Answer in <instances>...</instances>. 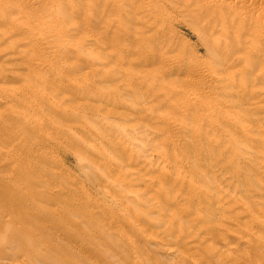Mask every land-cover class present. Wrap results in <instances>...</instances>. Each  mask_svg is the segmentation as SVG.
<instances>
[{
  "label": "rangeland",
  "instance_id": "obj_1",
  "mask_svg": "<svg viewBox=\"0 0 264 264\" xmlns=\"http://www.w3.org/2000/svg\"><path fill=\"white\" fill-rule=\"evenodd\" d=\"M258 5H260V2ZM99 7L101 8V5H99ZM106 12L109 13L108 16H106ZM110 12L107 10H104V12L100 13L98 11V14L95 13L94 17L92 16L90 18L91 22H89L88 19H87L88 22L87 21L85 22L84 21L85 19H83L81 21V19L85 18V17L82 14L77 15V19H78L77 20V22H78L77 31L80 32V33L77 32L78 37L86 29H87L86 30L87 32L84 31V34H81L82 36L85 35V33H87L88 35L91 33H92L91 35H93L95 33V36H99L100 33L101 34L103 33V34H105L104 38L105 37L108 38V40L106 38H105V40L111 41V43L113 44L112 45L113 48L111 46H110V49L108 48L109 46H106L104 48L103 45H101V44L85 45V44H83L84 42L81 41L82 36L80 35L79 38L77 37V40L79 42H81V43L77 42V44L79 43L82 45H79V44L77 45V51H78L77 52V59H72V60L70 59V60L72 62H74V61L77 62V64L79 63L77 65L78 66L77 73L73 72L74 77H75V74L78 75V78H77L78 87H77V89L72 88L70 91L68 90L65 92V94L68 97L66 96V99H65V103L67 105L65 106V103H63L64 105L62 107L64 109L55 108V107L52 108V106H50V107L44 106L43 107L41 105L42 100L40 102H38L39 100H36L35 98L28 95V97L30 98L29 103L32 102V103H34V104H36L42 108V109H40V108L38 109L36 107L37 110L34 112V110L31 107V109L29 110L30 115L27 116L28 118L29 117L33 118V120H31V122L36 120L35 122H38V123H36V125L35 126L33 125L32 127L28 126V125H27V127H26V125H24V126L20 125V127L18 126V128L21 130L20 131L15 130V131L19 133L18 136H20L21 133L28 135V138L23 139V143L26 144L28 147L29 146L32 147L33 150H34V148L39 150L37 152L39 155V158L37 160L31 161L23 169H25V175L27 174L28 178L30 177V180L32 179L31 181H33V182L36 180L37 181L38 180L43 181L41 184L34 186L35 188L38 189V191H40L39 193H42L41 195L44 197V199L40 198V200H38V202H37L39 204V206H38L39 210H42V212L39 213L38 216H33L34 214L32 211H26L27 215H25V216L19 215L20 217H22L24 219L21 220L20 222L12 225L8 221V220H10V216L4 215V213L8 210V207H6L4 204L0 203V243L2 244V241L4 240L3 245L0 244V264H154V263L155 264H194V262H195V264H264V226H262L258 223L253 224L255 222H254V220L252 221V219L256 218L257 214H258V218L259 219L261 218L260 219L261 221L263 218V222H264V201H263L264 183L261 182V181H264V178L259 180L258 176L255 175L254 171L251 170L255 163H253V165H252V164H248V163H245L242 160H240L239 162H236V163H231V164L227 163L226 164L227 167H226V165L223 164L224 162H226L225 160H227V156H228V159L230 161L229 154H230V156H232L231 152L232 153L235 152V153H238L240 155L248 154L244 150V148L241 147V145L244 146L241 143L239 146H235V147L233 146L234 148H232V149H236L237 152L235 150H233L229 153V151H230L229 150L228 152L225 153V157H222L219 161L216 160L218 164H220V161L223 162L220 164V166L224 165V166H222L223 170L218 171L219 173L221 172L222 174L220 173L217 176V175H215L217 173V170H215V168L213 170L210 167L205 169V167H208V166H210V164L216 162L214 160L213 161L211 160L212 157H210V156L208 157V155L210 154L209 153L210 151L208 152L209 154H207V151L209 149H211L210 147L208 148L209 144H207V146H205L206 145V143H205L202 146L203 150H199L200 153H198V156L199 155L204 156V160L201 159V158H203L202 156H199L198 158L200 161L197 159V160H195L196 162H194V161L192 162L193 158L191 155L188 156V158H190V156H191V158L188 159L186 156L182 157L178 153L177 154L174 153L173 148H171L169 146H166V147L163 146L164 143L163 144L161 143L162 142L160 140L161 137L156 132L159 129V125H158V128H156L157 127L156 125L154 126L153 124L149 123L148 121H147L148 122L147 123L146 120H144L145 121L144 122L143 118H142L143 117L142 115H144V114L146 115L148 113V112L146 113L144 108H142L143 100H144L142 98L144 97L145 94L147 95L146 90L145 89L143 90V88H141L142 91H145V94H143L144 92H140L141 91L139 88L140 85H138L136 82L133 84L132 83L126 84V83L121 82V84H120V81H121L120 76L123 73V70L125 69L126 66L129 65L128 67L132 68L135 65V67L138 68L140 65L139 68H141L142 64H140V63L138 64L137 62L134 61L137 59V56L140 57L141 54L137 52L136 53L137 55H136L134 52L136 49L132 50L133 52L126 53L125 55L123 54V56H122L123 60L126 59L125 56L127 57L125 62H127V61L130 62V59H131V61L134 58H136V59L133 60V63L127 62L128 65H126V63H125V65H126L125 67L123 66L121 68H116V69H119L117 71L119 72L120 75H118V72L116 71L115 68L109 69L110 68L109 63L112 60V58H111V60H109L110 59L109 58V56H110L109 52H113L114 49L118 50V48H116V46L119 47V49L120 48L126 49L123 46L124 44L121 42H124L126 44V41L128 40V39L122 40V38L120 39V37H118V39H119V41H118V40H116L117 38H115V37H116V35L117 36H120V35H118L114 29H112V30L115 33L112 32V30H108V32H107V30L105 31L104 28L102 29V27H104V26H102L104 24L101 25V23H104L102 21L103 19L105 20V19H107V17H109L110 19L113 16L115 17L114 13L112 11H110ZM178 14H181V13H177L175 15H172L171 18H173V19L170 18L169 22L165 26L164 30L167 31L166 27L168 26L167 28L170 30L171 35L168 32L169 34L167 36L165 33L166 31H164L160 35H157L159 37V38L157 37V44L164 43L163 45H160V46H163L164 49H166L165 46H167L168 49H170V51H168V52L173 53V55H174V53L177 54L178 51L179 52L181 51L180 53L182 54V52L184 51L185 53L183 52L182 56L183 55H185V56H184V58L183 57L182 58H183V60H185L184 62H186V63H187L188 57H190L189 61H192L195 59L194 61L200 60L203 62L206 61V63H207V61L209 60L211 62L210 64H212V65H216V66L218 65L220 67L221 66L225 67V65H226L227 68L222 67L223 69L218 67V66L216 67L217 70H219V72L221 74H223V72H225V74H227L228 70L230 72L237 70V67L239 65H240L239 68H241V66H243V63H242V65L240 63H233L232 57L236 54H233L231 52V54H229L230 55L229 56L228 54L224 53V50L219 49V48L217 49L216 46H215L216 49L212 48L214 45V40H216L217 37H219L220 35L216 34L217 37H212L213 35L215 36V34L214 33L211 34L209 32L210 31V29H208L209 27H207L205 29V27H203V24H202V27H199L200 29L203 28V29H201V31L203 30L201 32V31H199V28L197 26L201 25L200 23L202 21L197 20L195 18L196 22H194L195 21L194 18L192 19V18L186 16L185 14L184 15L183 14L178 15ZM180 16L182 19L181 18L179 19ZM79 17H81V18L79 19ZM99 17H101V18H99ZM177 17H178V19H177ZM184 17H186V18L188 17L187 20H185L186 18L184 19ZM98 19H100V21H102V22L97 21ZM125 19H126V21L128 20V18H124V20ZM189 19H191V20H189ZM192 20H194V21H192ZM92 21H93V23H92ZM126 21H125V24H126ZM181 21H185V22L187 21V23L184 24L185 22H181ZM127 22H129V24H127L126 27L129 30L134 28V27H132L134 25L129 20ZM94 23L100 24V25L99 24L97 25V27L99 29L96 27V25H94ZM168 24H170V25H168ZM192 24L194 27L192 26ZM196 24H197V26H196ZM81 25H83V26L81 27ZM186 25H187V27H186ZM169 26H170V28H169ZM195 26H196V28H195ZM185 28H187V29H185ZM97 30L99 32H97ZM102 30H103V32H100ZM104 32H107V33H104ZM173 32H176V33H173ZM96 33H99V34H96ZM101 34H100V36H101ZM103 34H102V36H103ZM109 34L112 35V37L110 36L111 38L109 37ZM204 34H208V36L204 37L205 36ZM230 34H232V33H230ZM210 37H212V38H210ZM113 38H115L114 40H116V41H114ZM160 38L161 39L163 38L161 40V42H160ZM213 38H216V39H213ZM167 39L169 41H171V43H169ZM208 39H210V42L213 41V43L211 42L212 43L211 44ZM180 40H181V42H180ZM185 40L187 43L184 42ZM166 43H167V45H166ZM174 43H176V44H174ZM179 43L180 44L184 43L183 45L185 47L181 46ZM4 44H3V47H4ZM211 45H212V47H211ZM90 46L92 48H94L92 51L95 53V55L92 51H90V49H92ZM94 46H97V47H94ZM179 46L182 50L179 48ZM5 47H7V44H5ZM84 47H85V49H84ZM172 47H174V49ZM83 49H84V51H83ZM159 49H160V47H159ZM159 49H157L156 53H158V51H160V50L161 51L163 50L162 47L160 50ZM187 49H189V51L191 49L192 50L190 52H188ZM3 51L4 50L0 51V63L2 64V65L0 64V84L2 85V86L0 85L1 86L0 87V90H1L0 95L5 94L4 89H1V88L9 89L10 87H13V88H10V90L11 89L12 90L11 91L9 90L10 91V92L8 91L9 93H11V92L13 93L14 92L13 90H14V88L16 89V87L18 88L17 90L19 91V93H22L26 89V86H27V84L24 82V77L31 76L32 73L30 70L27 69L26 66L19 64V63L17 64V63L8 61V59L6 58L7 56H4L5 54L3 55V53H5ZM5 51H6V49H5ZM81 51L84 54L81 53ZM98 51H100V52H98ZM104 51L106 53H108V55ZM161 51H160V53H161ZM175 51H177V52H175ZM215 52L218 55L215 54ZM92 53L94 56L91 55ZM103 53H105V54H103ZM132 53L134 55H130ZM160 53H158V55ZM189 54H191L192 57L193 56H196V57H193V59L191 60L192 57ZM194 54H196V55H194ZM96 55H97V57H96ZM105 55H107L108 58H106ZM92 56H93V59H92ZM131 56H133V57L136 56V57L132 58ZM198 56L200 59L198 58ZM220 56H223V57H220ZM4 57L6 59H4ZM83 57H85V59H83ZM203 57H204V60H203ZM101 58H102V60H100ZM153 58H154V60H153ZM219 58H222L224 61L221 62V60ZM233 58H235V56ZM2 59H4V60L2 61ZM155 59H157V57H156V54L154 53L149 61L152 60L151 62H153V63L155 62V63L153 64V63L148 62L146 65L142 66L141 69H149V70L157 71L158 69L163 68V64H159V63L156 64L157 60L160 58L158 57L157 60H155ZM70 60L67 62V64L72 63V62H70ZM91 60H93V62ZM94 60L96 63L94 62ZM230 60H232L233 64L231 62H230L231 64L229 63ZM80 62H81V64H80ZM97 62H99V63H97ZM106 62H108V63H106ZM159 62L162 63L161 60H159ZM6 63L7 64L9 63V64L6 65ZM11 63H13V64L11 65ZM85 63H86V65H85ZM134 63H136V64H134ZM219 63L222 65H220ZM260 63L261 62H259V63L255 62L254 64H255V66H258ZM132 64H133V66L131 67ZM151 64H152V66L153 65L155 66V64H156V66H157V67L155 66L156 68L153 66V68H155V69H157L159 67V65H160V67L157 70L151 69V68H149V67H152ZM3 65H5V66H3ZM89 65H91V66H89ZM106 65H107V67L109 65V68H107ZM137 65H138V67H137ZM94 66H97V67H94ZM103 66L105 68V69L103 68L104 70L102 69ZM135 67H133V69ZM234 67H236V68H234ZM139 68L137 70H139ZM230 69H232V70H230ZM241 69H243V68H241ZM82 70H83L84 74H81V73H83ZM84 70L87 71V73ZM8 71H10V72H8ZM88 71L89 72L91 71L90 73H92V72L93 73L90 74ZM102 71H105V72L101 73ZM188 71H187V73H186V70L181 71V72H179L180 75L175 73L172 76L166 77V79L170 78V80L173 79V80L177 81L176 83L180 82V84H182V83L185 84L184 81H186L187 79H190V77H191L190 76L191 74H189L190 72H188ZM221 71H223V72H221ZM183 72H184V75H183ZM78 73L81 75H79ZM96 73L98 76L96 75ZM100 73H101L102 77H101ZM176 74L178 76H176ZM84 75L85 76L88 75L87 76V78H88L87 82H85L86 79H84V78H86V77ZM181 75H183V76H181ZM249 75L250 74H247L245 76V79L247 81L251 80V82H252L254 78L251 77L252 74H251V76H249ZM71 76H72V74H71ZM83 76H84V78H81ZM179 76H181V77H179ZM184 76H185V78L186 77L187 78L183 79ZM94 77H95L96 82H94L95 81ZM99 77H101V78H99ZM107 77H108V80H110L109 81L110 83L108 82ZM109 77H110V79H109ZM175 77H176V79H175ZM114 78L117 80H115ZM179 78H182V79H179ZM100 79H104V80H100ZM164 79L165 78H163L162 80H164ZM79 80H81V81H79ZM165 80H164V82L166 83L167 81H165ZM170 80H168L167 83H169ZM175 81L174 82L170 81V83H175ZM116 82H119V83H117V85H116ZM260 82H262V81L258 80L257 82H254V84H253L254 87L259 88ZM87 83H90V84H87ZM97 83H98V85H97ZM112 83L113 84L115 83V84L113 85ZM3 84H4V86H3ZM5 84H6V86H5ZM22 84H23V87H22ZM81 84H83V85H81ZM100 84L102 86H99ZM109 84L112 86H110ZM88 85H90L89 86L90 88L88 87ZM106 85H109L108 89H106L107 88V87H105ZM261 85L263 87H261ZM261 85H260V88H264V82L261 83ZM7 86H9V88ZM103 86H104V88H103ZM124 86H127V88L126 87L124 88ZM24 87H25V89H24ZM94 87H96V89H94ZM135 87H137L139 90ZM112 88H114V89H112ZM131 88H132V91L134 89L135 90L132 92V91H130ZM19 89L20 90L24 89V90H22V92H20ZM73 89H74L75 94L73 92ZM99 89H100V91H99ZM101 89L104 92H102ZM121 89H122V91H121ZM17 90H15V91H17ZM76 90H78V91H76ZM117 90H119V92H117ZM125 90H127V91L129 90V91L127 92ZM18 91H17V94H18ZM97 91H99V92H97ZM8 92H6V93H8ZM121 92H122V94H121ZM124 92H126L128 94H126ZM134 92H136V93H134ZM106 93H108V94H106ZM129 93H131V95ZM133 93L135 96L133 95ZM65 94H63V95L65 96ZM124 94H125V97H127L128 99L124 98ZM146 95L144 98L147 97ZM132 98L134 99V101L132 100ZM229 98H232V99H230V101L232 103V106H231L232 108L230 107L231 108L230 109L228 107H225L226 110H228V109L229 110H232V109L235 110V108H238L235 111H237V114L240 115V113L242 112V109L243 110L245 108L247 109V107L242 103V101L244 99H239V98L232 97V96ZM86 99H87V101H86ZM233 99H237V100L239 99V100L237 101V100H233ZM82 101H83V103H82ZM125 101H127V102H125ZM239 101L242 104H240ZM90 102H92V103H90ZM78 103H81L84 105H81V104L79 105ZM86 103H87V105H86ZM94 103H96V104H94ZM136 103H137V105H136ZM92 104H94L95 106ZM3 105H6L7 108H6V106H5L6 109L2 108ZM105 105H107V106H105ZM131 105L133 107H131ZM138 105H139V107L141 106V108H139ZM8 106H9V104L8 105L5 104L4 101H3V103L0 104V109L2 111V112L0 111V117L6 116V114L8 113ZM10 106L13 107L12 104H10ZM96 106L98 108H94ZM234 106H236V107H234ZM45 107H46V109H45ZM112 107L114 109H112ZM241 107H242V109H239ZM93 108L97 111H95ZM109 109H110V111L112 110L111 113L109 112ZM120 109H121V111H120ZM164 109L165 110L161 109L163 111L157 110V111H154L152 113L154 114L156 112L157 114L158 113L162 114L160 112H163V113L166 111L169 113L173 112V110H171V109H169V111L167 108H164ZM3 110L6 113H4ZM65 110H67V111H65ZM76 110H78V111H76ZM113 110H114V112H113ZM43 111H45V112H43ZM246 111L247 112L249 111L248 113H250L251 115H253V113H254L253 111L251 113V111L249 109H247ZM99 112H101V113H99ZM102 112H103V114H102ZM117 112H120V114H118ZM238 112H240V113H238ZM245 112L243 111L241 113V115L243 117H245L246 115L250 116L247 112L246 113ZM1 113H3V114H1ZM46 113H48L49 115H47ZM129 113L130 114L132 113L131 116L129 115ZM139 113H142V114H139ZM137 114L141 115L142 117L139 116L138 118L139 119L142 118V119L139 120L136 117ZM257 116L258 115L256 114V119L254 116V120L252 119L253 122L255 121L257 123L259 121L261 123V125L264 126V122H262V120H261L262 118L259 116L257 117ZM38 118H39V120L37 121ZM40 119H41V123L43 125L41 123H39ZM116 122H118V123H116ZM255 122L253 125H256ZM123 123L124 124L126 123V125H123ZM127 123L128 124L132 123V125L130 124L129 126H127ZM260 123H259V125H260ZM145 124H147V125L145 126ZM79 125H81V126H79ZM97 125L99 128L96 127ZM257 125H258V123H257ZM65 126H67V128ZM69 126H70L71 130H68ZM148 126H150V127H148ZM227 126L229 127V125H227ZM224 127L226 128V130ZM224 127H223L224 130H223L222 126L219 129H217L216 130L217 132L215 131V133H217L216 135H219L218 131L220 130V135L223 134V135H221V138L224 135H226L227 137H230L231 134H232V136L236 134L235 137H237L238 133L234 127L230 126L229 129H228V127H226V125H224ZM155 128H156V130H155ZM76 129H78L79 131ZM88 129H90V130H88ZM87 130H88V132H87ZM228 130H230L231 132ZM46 131L49 133H47ZM89 131H91V134ZM222 131H225V133L224 132L222 133ZM232 131H234V132L232 133ZM1 132L2 131L0 130V134H1ZM75 133H76V135H75ZM92 133L95 135H93ZM104 133H105V135L107 134V136L103 135ZM79 135H80V137H79ZM101 135H103V136H101ZM93 136H95V137H93ZM238 136L240 137V135H238ZM85 137H87V138H85ZM158 139H159V142H158ZM161 139L163 140V138H161ZM60 140L62 141L61 143H60ZM89 142H91V143L93 142V143L91 144ZM144 142H145V144H144ZM184 142H186V144L188 143V145L185 146V144H182L183 148L182 147H180V148L182 150L184 149L183 151H186L187 147H189V148L191 147V149H193L191 144H189L188 140H185ZM222 144L224 145L225 143H221V145L219 147V148H221L220 152L223 149L222 147H224ZM117 145L119 146V148ZM121 146H123L121 148V150L124 153H122L121 150L119 151ZM184 147L186 148V150ZM226 147H228L230 149L231 146L225 145L224 149ZM219 148H216L214 150V152L218 151L215 154L213 152L214 157L216 156V154L219 153ZM0 149H6L3 146L1 140H0ZM150 150L154 151L155 153L154 152L153 153L155 155ZM192 151L194 152V149ZM192 151L189 152V150H188L187 152L192 153ZM201 151L203 152V154ZM156 152H160V153L157 154ZM169 152H171V153H169ZM140 153H142L143 155H141ZM106 154H107V156H106ZM171 154H173V155L171 156ZM123 155H126V156H123ZM168 155L170 157H173V156H175V157H174V159H172ZM192 155H193V153H192ZM24 156H25V158H23V159H25L24 164H26V163H28V159L26 158L28 156L25 154H24ZM209 159L211 160L212 163H210ZM165 160L166 161L168 160V161L165 163ZM173 160L175 162L174 164L180 168L181 173L183 175H185L188 180L190 179L189 182L192 183V184L190 183L192 186H188V188H187L186 185H182V187H184L183 190L180 186L181 195L178 196L177 202L172 203L171 202L172 201L171 200V193H172L173 189L171 191V188H172V186L170 187V184L172 183L171 180H170L171 183L167 182L169 180H166V181L162 182L163 184L157 183V181L151 182V183L146 184L147 187H145L144 186L145 184L141 183L140 178L138 177V175H139L138 172H140V175L143 173V175L147 176V178H149V176L151 178V175H152L154 177L156 176L157 179L159 178L160 180H162L159 176L160 175L159 173H161V172L158 173L156 171L160 170L159 168L162 167L161 170H163V171L165 170L166 172H169L170 174H172V173L175 174L176 169L173 166ZM184 160L185 161L187 160V161L185 162ZM205 160L207 163L205 162ZM125 161H127L126 162L127 164L125 163ZM198 161L200 163H198ZM208 161L210 164L208 163ZM97 162H99L100 164H98ZM101 163L103 165H101ZM186 163L188 164V166ZM95 164H96V166H95ZM196 164H197V166H196ZM206 164H209V165L207 166ZM246 164L249 167H245ZM99 165H101V167ZM140 165H142V169L141 168L139 169L138 166H140ZM250 165H252V166H250ZM148 166L151 168L147 169ZM183 166H185V167H183ZM136 167H138V168H136ZM194 167L196 170L194 169ZM197 167L198 168L200 167L201 169L199 168L200 169L199 170ZM118 168L122 169L123 171L118 170ZM124 168H125V170L127 168L128 171L127 172L124 171ZM228 168H229V171H228ZM233 168L236 170H234ZM248 168H249V171H248ZM173 169L175 171H173ZM183 169H184V171H183ZM204 169L206 171L210 170V172L207 171V173H206ZM134 170H135V172H134ZM193 170H195V171H193ZM203 170H204V172H203ZM243 170L245 172H243ZM117 171H119L118 173L121 176H116V175H118ZM143 171H145V172H143ZM225 171L226 172L227 171L228 172L234 171L235 174H233V176H232L233 172H231V174H227L228 172L226 173ZM56 172H59V173H56ZM124 172H126L127 175ZM223 172L225 174L231 175V176L225 175V178H224ZM3 173H4L3 171L0 172V174H1L0 178L3 176L2 175ZM61 173H62V175H61ZM149 173H151V174L149 175ZM156 173H158V174H156ZM213 173H214V175H213ZM66 175H68V176H66ZM143 175H141V176H143ZM236 175H238L239 178H238V176L235 177ZM242 175L245 176V178H243ZM246 175H248V176H246ZM123 176H124V178H123ZM208 176L212 180H210V178ZM211 176L212 177L214 176V178H212ZM240 176H241V178L244 179V180L243 179H241V180H243L245 183H243V181L241 182ZM118 177H121V178H118ZM129 177L130 178L132 177L131 180ZM154 177L152 180H157ZM215 177H218V178H215ZM234 177L237 179H235ZM246 177H248V179ZM253 177L255 179L257 177V180H256L257 184H256V181H254L255 179ZM121 179H123V180H121ZM127 179H128V181H127ZM218 179L221 183L218 181ZM245 179H247L248 182L245 181ZM251 179H253V180H251ZM115 180H117V181H115ZM137 180L140 181V184ZM229 181L230 182L232 181L231 184L230 183L228 184ZM148 182H150V181H148ZM158 182H160V181H158ZM203 182H206V183H203ZM240 182L242 184H245V186H246V184L251 185V187H249L248 185L245 187ZM155 183H157L158 187L155 186ZM213 183L216 187L213 185ZM224 183H225V185H224ZM261 183H263V185ZM205 184H206V187H205ZM255 184H256V186H255ZM168 185L170 188H167ZM233 185L235 187H233ZM257 185L260 186L261 189L258 190L257 188H259V187ZM149 186H150V188H149ZM219 186H221V187H219ZM226 186H227V188H226ZM239 186H241V187H239ZM144 187L147 188V190L151 189L150 192L146 191ZM154 187L157 189H155ZM198 187L201 189H198ZM236 187H238V189ZM125 188H128V189L131 188V190L129 189V192H128L127 190H125ZM134 188L135 189L137 188L138 192ZM139 188L140 189L144 188V189L138 190ZM207 188H209L210 191ZM218 188H220L221 190H219ZM250 188H252V190ZM39 189H41V190H39ZM153 189H155V190H153ZM158 189L160 192H158ZM244 189H246V190L248 189V190L245 191ZM152 190L154 192H152ZM184 190H187L188 192L190 190L192 193L189 192V194H187L188 192L186 191V193H185ZM192 190H194V192H196L197 190L198 191L201 190L200 192H198L199 193L197 195L198 197L195 196V194L197 192L193 193ZM236 190L240 191L241 193L236 191ZM249 190L253 194L256 191L257 192V193H255L256 195H252V193ZM221 191L222 192L224 191V193H222V195L224 194L223 195L224 198L226 196H227L226 198H229L228 197L229 195H230V197L233 198V199L229 198L228 200L232 199V201H234L237 199V201L239 200L240 203L242 202L243 204L245 203V205L247 204L246 206H248V204H249L250 208H251V205L253 204L252 207L255 210H253L252 208L251 209L253 211H256V212H257V210H259L257 212V214H256V212L255 213L253 212V214L256 216L255 217L253 216V218H251L252 216H239L238 210L237 211L236 210H225L224 211V215L225 214L228 215L230 213L232 214V212L235 211L234 214H232L233 216H236V217H234V219H233V216H231V215L230 216L228 215L229 217L225 215L227 218L225 216H223V214H222L223 212L217 209L218 208L217 205H216L217 208L215 207V204H216L215 200L216 199H214L212 201V199L215 198V196L217 195V194H214L215 192L219 193V195L222 196L220 194ZM262 191H263V193H262ZM203 192L205 193V195ZM243 192H244V194H243ZM245 192H249V193L246 194ZM152 193H153V195L154 194H159V195L158 196L156 195L157 197L155 199H153V197H151ZM250 193H251V195H250ZM163 194H164V196H163ZM173 194H172V198L174 196ZM183 194L186 196H184ZM83 195H86V196H83ZM147 195L148 196L150 195V196L148 197ZM188 195L192 196L191 197L192 201L190 203H187V201H184L185 202L184 203L182 201L183 204L180 205L181 202H178V201L182 199L181 197L182 196H183V198L189 197ZM201 195L205 196L206 198L201 197ZM240 195H242V196H240ZM245 196H247V197H245ZM259 196H260V198H259ZM145 197L148 198L149 200L147 199L148 201H145L146 200ZM236 197H238V198H236ZM244 197L246 200H248V202L244 199ZM255 197L259 198V199H256ZM163 198H164L165 203H167V204H165V205H167V207H165V205H164ZM195 198L198 200L197 203H199V204L196 203ZM253 198H255V199H253ZM131 199L132 200L134 199V201H132ZM151 199H153L154 202L153 201L151 202ZM249 199L250 200L252 199L250 201L251 204L249 202ZM89 201H90V203H89ZM149 201L152 203V205H150ZM204 201H205V204H204ZM23 202H21L20 204H22ZM254 203H256V204H254ZM146 204H148V205H146ZM194 204H195V206L197 205V207H196L197 209L195 208L196 211L194 210ZM175 205L176 206L180 205V207H178V208L176 207V210H175V208H174ZM203 205H205V206H203ZM208 205L210 206L209 208H208ZM169 206L171 207V209L169 208ZM181 206H184L183 209H181L182 208ZM258 206H262V208L261 207L259 208ZM148 207L151 209L145 210ZM152 207L154 209H152ZM211 207H213V208L215 207V212H214L213 208H211ZM184 208H185V210H184ZM171 210H174V211H171ZM216 210H217V212L220 211L221 215H219L220 213L218 214L216 212ZM169 211L172 213H170ZM173 212H174V214H173ZM194 212H195V215L197 214L198 217H200V219H199V222H197V223L192 222L193 224H191L190 223L191 222L190 215H191V218H193L192 214H194ZM208 212H210V215H208L209 214ZM261 212H263V213H261ZM169 213H170L169 217H171V218L168 217ZM181 213L183 215H180ZM157 215H159L158 216L159 218L162 217V219L161 218L157 219L156 218ZM185 215H186V217H185ZM211 215H213V216H211ZM218 215H219V219H220L221 224L217 223V222H219V220L217 219ZM12 216L16 217L15 212H14V214H12ZM222 216L225 217L226 219L220 218ZM133 217L139 223H137L133 219ZM167 217L169 219H167ZM184 217L186 219L183 220ZM212 217H214V218H212ZM172 218H173V221H172ZM249 218L251 220H249ZM187 219H189V221H187V223H186L185 220H187ZM205 219L208 222H215L216 220L217 221H216V223H208L207 224V221ZM163 220H164V222L165 221L166 222L163 223ZM167 220H169V221H167ZM201 220H203L204 222H202ZM226 220L229 222H227ZM241 220H243L242 221L243 225L241 223ZM201 222L203 223L204 226L202 225ZM135 223H137L138 225ZM166 223H169V224H166ZM222 223L224 225H222ZM250 223H252V225ZM175 224H176V226H175ZM185 224L187 225L186 227H185ZM205 224H206V226L207 225L208 226L206 227ZM209 224H211V225H209ZM215 224H217V226H219V225L220 226L217 228V226ZM244 224H245V226H244ZM177 225H178V227H177ZM198 225L200 226V228ZM228 225H230L234 230L231 229V227ZM164 226H165V229H164ZM4 227H6V228H4ZM7 227H9V228H7ZM22 227L26 228L27 230H30L32 235L35 238H39L43 241L42 247L33 248V250H36L37 253H36V251H34V254L36 256L32 257V259H30V260H27L26 257H24L25 254L23 252V249L25 251V247L22 249L20 247L19 243L17 242V240L15 239L16 238L15 234L23 231ZM140 227H141V230H140ZM187 227L191 231L187 230L186 229ZM212 227L214 229H212ZM238 227H239V229H238ZM251 227H252V230H251ZM255 227H257V228H255ZM240 228H242V229H240ZM175 229L176 230L179 229L178 233L176 232ZM157 230H159V231H157ZM249 230H250V232H249ZM165 231H166V233H165ZM237 231H239L243 235L240 233H239L240 234L239 235ZM251 231H253L254 233ZM260 231H262L261 232L262 234L260 233ZM173 232L174 233L176 232L179 235L177 236V234H174ZM255 232L259 235H257ZM217 233H219L220 235ZM251 233H253V234H251ZM201 234H203V235H201ZM230 234H232V235H230ZM248 234H250V235H248ZM188 236H189V239H188ZM190 236H192V237L190 238ZM219 237H220V239H219ZM238 237H240V239ZM248 237H250V241H246V239H248ZM259 237L261 238L260 240H258ZM166 238H168L169 240ZM184 238H186V239L183 240L184 242H182V243H184L183 244L184 247H183L181 245V241ZM242 238H245V240ZM254 238H256V239H254ZM172 240L173 241L175 240L176 245L174 244V242L172 243ZM176 240H177V242H176ZM190 244H191V246H190ZM192 244H194V245L192 246ZM226 244L227 245L230 244V245L226 246ZM232 245H234L235 247L233 246V248L231 247V249H230V246H232ZM225 246L227 248H225ZM207 249L209 251L210 250H212V251L209 252ZM128 250H129V252H128ZM180 252H181V254H180ZM190 252H193V253H190ZM226 252H228V253H226ZM225 253H226V255H225ZM174 254H175V256H174ZM190 254L192 257L193 256L194 257L192 258L191 256H189ZM218 256H219V258L217 260ZM224 256H226L225 259H224ZM188 257H190V258H188ZM194 258H195V260H196V258H198V260L194 261ZM192 259L194 262L192 261ZM181 260H183V261H181ZM199 260H201V262ZM197 261H199V262L197 263Z\"/></svg>",
  "mask_w": 264,
  "mask_h": 264
},
{
  "label": "bare ground",
  "instance_id": "obj_2",
  "mask_svg": "<svg viewBox=\"0 0 264 264\" xmlns=\"http://www.w3.org/2000/svg\"><path fill=\"white\" fill-rule=\"evenodd\" d=\"M259 2H260V5H258ZM99 5H101V8L99 7ZM104 10H107L109 12L112 11L114 13L115 17L113 16V17H111V19L109 17H107V19H105V20L103 19L102 21L104 23H101V25L104 24V25H102L104 27H102V29L104 28L105 31L107 30V32H108V30L114 29L115 32H117V34L120 35V36H117L116 35V37H115V38H117L116 40H118V41H119L118 37H120V39L122 38V40L123 39H128L126 41V44L124 42H121V43L124 44L123 46L126 49H121V48L119 49V47L116 46V48H118V50H116V49L113 50L112 49L113 52H109V55L111 56V57L109 56V58H110L109 60H111V58H112V60H111L112 62L110 61V63H109L110 68H109V65H108V67L106 65L107 68H109V69L115 68L116 69V68H121L123 66L125 67L126 65H128L127 64L128 61L125 62L126 59H127V57L125 56L126 59L124 58L125 60H123L122 59V56H123V54L125 55L126 53L133 52L132 50H134V49H136L134 51L135 54L138 52L141 55H140V57L137 56V59L134 58L136 56H134V57L131 56V57L134 58V59H136V60H134V59L133 60L135 62H137L138 64L139 63L142 64L141 65V68H142V66L146 65L148 62L153 63V62H151L152 60L151 61H149V60L153 56L154 53L156 54L157 59H158V57L160 58L158 60L155 59V60H157L156 64L157 63L163 64V68H160V69H158L160 67V65L158 64L159 65V67L157 68L158 70L155 69L157 67L156 64H155L156 67L153 65L155 68H153V66L151 64L152 67H149V68L155 69L157 71L149 70V69H141V68H139L140 65H139V67L137 65V67L139 68V70H137L138 68H136L135 65L133 66V64H132L131 67L133 66L136 69L135 68L133 69V67L130 68V67H128L129 66L128 65V66H126L127 68L125 67V69L123 70V73L120 76L121 77L120 84H121V82L126 83V84H128V83H130V84L132 83L133 84V83L136 82L138 85H140L139 86L140 90H141V88H143V90L144 89L146 90L147 95L145 94V91H142L141 90L140 92H144L143 94H145L147 96L146 98H144L145 97V95H144V97L142 98V99H144L143 100L142 108H144L145 112L146 113L148 112V113L146 115L145 114L142 115L143 117L141 115H138L137 114L136 117L137 118L139 116L142 117L143 118V121L146 120V122L148 121L149 123L153 124L154 126L156 125L157 126L156 128H158V125H159V129L156 132L159 134V136L161 138H163V140L160 138V140L162 141L161 143L162 144L164 143L163 146H165V147L166 146H169V147L173 148L174 153H176V154L178 153L182 157L183 156H186L188 158V156L191 155L192 158L194 159V160L192 159V162L193 161L196 162L195 160H197V159L199 160L198 157L199 156H202V155H199L198 156V153H200L199 150H203L202 146L205 143H206L205 146H207V144H209L208 145V148L209 147L211 148L209 150L207 148L206 149L208 150L207 151V154L210 153L208 155V157L209 156L212 157L211 158L212 161L213 160L214 161H216V160L219 161L222 157H225V153L228 152L229 150H230L229 153L231 151H233V150L236 151V149H232V148H234L235 146H239L242 143L244 146L241 145V147H243L244 150L248 154H244L243 153L244 155H240L238 153H235V152L232 153L231 152V155L232 156H230V154H229L230 161L228 159V156L226 155L227 156V160H225L226 162L223 163V162L220 161V164L223 163L224 165H226L227 163H230V164L231 163H236V162H239L240 160H242L245 163L252 164V165H253V163H255L253 165V168L251 167L252 168L251 170L254 171L255 175L258 176V179L259 180L264 178V126H262L259 121L257 122L258 125L260 123L259 126L257 125V123L255 121L254 122L256 123L257 126L256 125H253L254 124V122H253L254 116H255V119H256V114L259 117H261L262 118L261 119L262 122H264V88H260L261 83L264 82V0H0V47H1L0 48L1 50L0 51L4 50L3 52H5V53H3V55L5 54L4 56H7L6 58L8 59V61H11V62H14V63H17V64L19 63V64L24 65L32 73L31 76H28L27 75L28 77H24V82L27 84V86H26V89L24 87L25 90L24 89H21V90L19 89L20 92H22V90H24L22 93H19V91L17 90L18 89L17 87H16V89L14 88V90H13L14 92L13 93L12 92L9 93L12 90V89L10 90V88H13V87H10L9 88V86H7L9 89L1 88V89H4V93L5 94L0 95L1 96L0 97V104L3 103V101L7 105L9 104V106H8V113L6 114V116L5 117H0V130L2 131L1 134H0V140H1L2 144H3V146L6 148V149H0V160H1L0 161V172H2V171L4 172L2 174L3 176L0 178V203L4 204L6 207H8V210L4 213V215H9L10 216V220H8V221L12 225L20 222L21 220H23L24 218H22L20 216L27 215V212L26 211H32L33 214H34L33 216H38L39 213L42 212V210H39V207H38L39 204L37 202H38V200H40V198L41 199H44V197L41 195L42 193H39L40 191H38V189L34 187L35 185L41 184L43 181H41V180H38V181L36 180L34 182L31 181L32 179L30 180V177L28 178L27 174L25 175V169H23L31 161L37 160L39 158V155L37 153L39 150L38 149H35V148L33 150L32 147H30V146L28 147L26 144L23 143V139L28 138V135H26L24 133H21L20 136H18L19 133L16 132V131H20L21 130V129L18 128V126L20 127V125L21 126L26 125V127L28 125V126H31L32 127L33 125L35 126L36 123H38V122H35L36 120L33 121V122H31V120H33V118H30V117L28 118L27 116L30 115L29 110L31 109V107L34 110V112L37 110L36 107L38 109L39 108L42 109V108L40 106L32 103V102L29 103V99L30 98L28 97V95L31 96V97H33V98H35L36 100H39L38 102H40L42 100V104L41 105L43 107L44 106H47V107L52 106V108L55 107V108H62V109H64L62 106L64 105L63 103H65V99H66V96H67L65 94V92L68 91V90L70 91L72 88L77 89V87H78V85H77L78 75L75 74V77H74L73 72L77 73V68H78L77 65L79 63L77 64V62H75L74 60H73L74 62L71 61L72 59H77V52H78L77 51V45L79 43H81V42H79L77 40V37H78L77 36V32H79V31H77V25H78L77 15L78 14H82L85 17V18H82L81 21L83 19H85L84 21L86 22L87 19H88V21L91 22V19L90 18L92 16L94 17L95 13L98 14V11L100 13H102V12H104ZM177 13H181L183 15L185 14L186 16H188V17H190L192 19L194 18V20L196 18L197 20L202 21L203 23L201 22L200 23L201 25H198L197 26V24H198L197 23L196 26L199 28V27H202V24H203V27H205V29L207 27H209L208 28V29H210L209 32L211 34L212 33L215 34V36L213 35L212 37H217L216 34L220 35L219 37H217V39L216 38H213V39H216V40H214V45H213V47L211 45V47L214 48V49H216V47H217V49L218 48L219 49H222V50H224V53H226L228 55L231 54V52L233 54H236V55H234L235 58H233L234 56L232 55L233 56L232 57L233 63H240L241 65L243 63V66H241V68H243V69L239 68V66H240L239 65L237 67V70H234L232 68L234 71H231L230 72L228 70V72H227L224 69L227 72V74H225V72H223V71H221V72H223V74H221L219 72V70H217V68H216L218 65L216 66V65L210 64L211 62L209 60L207 61V63H206V61L203 62V61H200V60L194 61L195 59L194 60H192V59H193V57H196V56H193L192 57L191 54H189L192 57L191 58L192 61H189V58L190 57H188V60L186 59L187 60V63H186V62H184L185 60H183V58H184L185 55L182 56V54H183L184 51L182 52V54L180 53L181 51L180 52L178 51L180 54L177 51H175V52H177V54L174 53V55H173V53L168 52V51H170V49H168L167 46H165L166 49H164L163 46H160V45H163L164 43L157 44V37H158L157 35H160L164 31H166L164 29H165V26L167 25V23L169 22V19L172 17V15H175ZM108 14L109 13L106 12V16H108ZM181 14H178V15H181ZM81 17H79V19ZM99 18H101V17H99ZM124 18H128V20L134 25V26H132L134 28H132V29L129 30L126 27V25L129 24V22H127L128 20L126 21V19L124 20ZM180 18H181V16L179 17V19ZM185 18L186 17H184V19ZM187 18L185 20H187ZM171 19H173V18H171ZM177 19H178V17H177ZM189 20H191V19H189ZM194 20H192V21H194ZM97 21H100V19H98ZM102 21H100V22H102ZM125 21H126V24H125ZM181 22H185V21H181ZM194 22H196V20ZM92 23H93V21H92ZM186 23H187V21L184 24H186ZM98 24H95L94 23V25H96V27H97ZM83 25H81V27ZM168 25H170V24H168ZM192 26H193V24H192ZM196 26H195V28H196ZM167 27H166L167 31L165 33L168 36L169 33L171 35V32H170V30ZM186 27H187V25H186ZM169 28H170V26H169ZM185 29H187V28H185ZM201 29H203V28H201ZM201 29L199 28V31H201ZM86 30H84V31L87 32ZM84 31L81 34H84ZM97 32H99V31L97 30ZM100 32H103V30L100 31ZM107 32H104V33H107ZM112 32H114V31L112 30ZM173 33H176V32H173ZM230 33H232V34H230ZM91 34L88 35L87 33H85V35H83V36L81 35L82 36L81 37V39H82L81 41L84 42L83 44H85V45H88V44H93V45L94 44H101V45H103L104 48L106 46H109L108 47L109 49H110V46L112 47L113 44L111 43V41H107L108 38H106V37L105 38L107 40H105V38H104V35L105 34L102 33L103 36H102L101 33H100L101 36H100L99 33H96V34H99V36H95V33L93 35H91ZM111 34H109V37L110 36L112 37ZM80 35H79V37H80ZM204 35H205L204 37L208 36V34H204ZM212 37H210V38H212ZM115 38H113V40ZM162 39L160 38V42H161ZM116 40H114V41H116ZM181 40H180V42H181ZM208 40L210 42V39H208ZM77 42H79V43L77 44ZM168 42L171 43V41H169V40H168ZM184 42H186V40ZM211 42L213 43V41H211ZM4 43L7 44V47H5V44ZM3 44H4V47L5 48L3 47ZM174 44H176V43H174ZM183 44H180V45L181 46H184ZM79 45H82V44H79ZM166 45H167V43H166ZM94 47H97V46H94ZM159 47H160V49L162 47L163 50L161 51L159 49ZM172 48L174 49V47H172ZM179 48H180V46H179ZM5 49H6V51H5ZM84 49H85V47H84ZM84 49H83V51H84ZM93 49L94 48L90 49V51H92ZM157 49H159L161 51V53H160V51H158V53H160L159 55H158V53H156L157 52ZM187 50H188V52H190L192 49L190 51H189V49H187ZM98 52H100V51H98ZM81 53H83V52L81 51ZM93 53L91 55H93ZM105 53H103V54H105ZM106 54L108 55V53H106ZM215 54H217V53L215 52ZM94 55H95V53H94ZM107 55H105L106 58H108ZM130 55H134V54L132 53ZM194 55H196V54H194ZM93 56H92V59H93ZM96 57H97V55H96ZM220 57H223V56H220ZM6 58L4 57V59H6ZM102 58L100 60H102ZM198 58H199V56H198ZM4 59H2V61ZM83 59H85V57H83ZM219 59L221 60V62L224 61L222 58H219ZM69 60L72 63L67 64V62ZM133 60L131 61V59H130V62H128V63H131V62L133 63ZM153 60H154V58H153ZM159 60H161L162 63H160ZM203 60H204V57H203ZM91 61L93 62V60H91ZM94 62H95V60H94ZM230 62L232 63V60H230L229 63ZM255 62H258V63L261 62L259 64L260 66L259 65L258 66H255V64H254ZM97 63H99V62H97ZM106 63H108V62H106ZM125 63H126V65H125ZM8 64L6 63V65H8ZM12 64L13 63H11V65ZM80 64H81V62H80ZM134 64H136V63H134ZM85 65H86V63H85ZM220 65H222V64H220ZM3 66H5V65H3ZM89 66H91V65H89ZM94 67H97V66H94ZM218 67H220V66H218ZM222 67L223 66H221L220 68H222ZM103 68H104V66L102 67V69ZM223 68H227V66L225 65V67H223ZM234 68H236V67H234ZM232 69H230V70H232ZM117 70H119V69H116V71ZM184 70H186V73L189 70L188 72H190L189 74H191L190 75L191 76L190 79H187L186 81H184L185 84H183L182 82H181L182 84H180V82H178L179 83L178 84V83H176L177 81H175L173 79L170 80V78L169 79H166V77L172 76L175 73L179 74V72L184 71ZM8 72H10V71H8ZM82 72H83V70H82ZM85 72L87 73V71H85ZM104 72L105 71H102L101 73H104ZM92 73H90V74H92ZM101 73H100V75H101ZM71 74H72L73 77L71 76ZM81 74H84V72L81 73ZM81 74H79V75H81ZM177 74H176V76H178ZM247 74H250L249 76H251V74H252L251 77L254 78L252 82H251V80L250 81H247L245 79V76ZM96 75H97V73H96ZM118 75H120L119 72H118ZM183 75H184V72H183ZM183 75H181V76H183ZM84 76L81 77V78H84ZM87 76L88 75H86L85 76L86 78H84V79H86L85 82H87V79H88ZM181 76H179V77H181ZM95 77H94V80H95ZM101 77H102V75H101ZM101 77H99V78H101ZM163 78H165L166 80L165 79L164 80L167 81V82H168V80H170L171 82L172 81L173 82L175 81L176 84L175 83H170V81H169V83H167V82L165 83L164 80H162ZM184 78H185V76L183 77V79ZM109 79H110V77H109ZM175 79H176V77H175ZM179 79H182V78H179ZM100 80H104V79H100ZM107 80H108V77H107ZM115 80H117V79H115ZM258 80H260L262 82H260L259 88H256V87H254L253 84H254V82H257ZM79 81H81V80H79ZM109 81L110 80H108V82ZM94 82H96V80ZM117 83H119V82H116V85H117ZM87 84H90V83H87ZM81 85H83V84H81ZM97 85H98V83H97ZM109 85H106L105 86V87H107L106 89L109 88ZM262 85H261V87H263ZM3 86H4V84H3ZM5 86H6V84H5ZM89 86L90 85H88V87ZM99 86H102V85L100 84ZM110 86H112V85H110ZM22 87H23V84H22ZM125 87L127 88V86H124V88ZM103 88H104V86H103ZM135 88H137V87H135ZM94 89H96V87H94ZM112 89H114V88H112ZM15 90L18 91V94H17V91H15ZM119 90H117V92H119ZM76 91H78V90H76ZM99 91H100V89H99ZM99 91H97V92H99ZM101 91H102V89H101ZM121 91H122V89H121ZM125 91H127V90H125ZM130 91H132V88L130 89ZM6 92H8V93H6ZM73 92H74V89H73ZM102 92H104V91H102ZM124 93H126V92H124ZM131 93H129V94L131 95ZM134 93H136V92H134ZM134 93H133V95H134ZM63 94H65V96ZM74 94H75V92H74ZM106 94H108V93H106ZM121 94H122V92H121ZM126 94H128V93H126ZM231 96L232 97L239 98V99H244L243 100L244 102L242 101V103L247 107V109H249L251 111V113H252V111L254 112L253 115H251L250 113H248L249 111L247 112L246 111L247 110L246 108L243 110L242 107L239 108V109H242V112L243 111L244 112L246 111L250 116H247L246 115L247 117L246 116L243 117L241 115V113H242L241 111H240L241 113L238 112V113H240V115L237 114V111H235V110H237L238 108H235V110L234 109H232V110H229V109L226 110L225 107L230 108L232 106V103L230 101V99H232V98H229ZM124 98H127V97H125V94H124ZM132 100L134 101L133 98H132ZM233 100H237V99H233ZM86 101H87V99H86ZM125 102H127V101H125ZM82 103H83V101H82ZM90 103H92V102H90ZM239 103H240V101H239ZM242 103H240V104H242ZM10 104H12L13 107L10 106ZM78 104L80 105L81 103H78ZM94 104H96V103H94ZM94 104H92V105H94ZM66 105L67 104L65 103V106ZM81 105H84V104H81ZM86 105H87V103H86ZM136 105H137V103H136ZM3 106H2V108H5L6 105H3ZM105 106H107V105H105ZM131 107H133V106L131 105ZM138 107H139V105H138ZM234 107H236V106H234ZM6 108H7V106H6ZM94 108H98V107L96 106ZM139 108H141V106ZM164 108H167L168 111H169V109H171V110H173V112L172 113H169L167 111L164 112V113L163 112H160L162 114H159V113L157 114L156 112H155L156 114L155 113L154 114L152 113V112L157 111V110L163 111V110H165ZM45 109H46V107H45ZM112 109H114V108L112 107ZM161 109H163V110H161ZM4 110H3V112L6 113ZM0 111H1V109H0ZM65 111H67V110H65ZM76 111H78V110H76ZM95 111H97V110H95ZM120 111H121V109H120ZM43 112H45V111H43ZM103 112H102V114H103ZM109 112L111 113L112 110L110 111V109H109ZM113 112H114V110H113ZM99 113H101V112H99ZM117 113L120 114V112H117ZM142 113H139V114H142ZM1 114H3V113H1ZM46 114L49 115L48 113H46ZM131 114L129 113L130 116H131ZM142 118H140V119H142ZM41 119H40V122L39 123H41ZM38 120H39V118L37 119V121ZM116 123H118V122H116ZM130 124L132 125V123H130ZM130 124L127 123V126H129ZM123 125H126V123L125 124L123 123ZM146 125L147 124H145V126ZM224 125H226V127H228L227 125H229V127L230 126L234 127L237 130V133H238L237 134V137H235L236 134L234 133L235 135H233V136H232V134H231L230 137H227L226 135H224L221 138V135H223V134L220 135V130L218 131V133H219L220 136L219 135H216L217 133H215V131L217 129H219L221 126L223 128ZM79 126H81V125H79ZM65 127L67 128V126H65ZM96 127L99 128L98 125ZM148 127H150V126H148ZM229 127H228V129H229ZM156 128H155V130H156ZM224 128H223V130H224ZM68 130H71L70 126H69V129ZM76 130H78V129H76ZM88 130H90V129H88ZM88 130H87V132H88ZM225 130H226V128H225ZM228 131H230V130H228ZM234 131H232V133ZM89 132L91 134V131H89ZM223 132L225 133V131H222V133ZM47 133H49V132H47ZM75 135H76V133H75ZM93 135H95V134H93ZM103 135H105V133ZM103 135H101V136H103ZM238 135H240V137ZM105 136H107V134ZM79 137H80V135H79ZM93 137H95V136H93ZM85 138H87V137H85ZM185 140H188L189 141V144H191L192 148L194 149V152L192 151L193 149H191V147L190 148L187 147V150L184 147L186 151H183L184 149L182 150L180 148V147L183 148L182 144H185V146L188 145V143L186 144V142H184ZM61 142L62 141L60 140V143ZM158 142H159V139H158ZM89 143H91V142H89ZM221 143H225L224 145L222 144L224 147H225V145L231 146L230 149L228 147H226L225 149H224V147H222L224 150L222 149L221 152H220V149L221 148H219V147H220ZM144 144H145V142H144ZM122 147L123 146L120 147L119 151L121 150ZM118 148H119V146H118ZM216 148H219V153L216 154V156L214 157L213 156V152H214V150ZM188 150H189V152L192 151L193 155H192V153L187 152ZM121 152L124 153L122 150H121ZM151 152L153 153L154 151H151ZM216 152H218V151H216ZM216 152H214V154ZM156 153L158 154L160 152H156ZM169 153H171V152H169ZM24 154L28 156V157H26L28 159V163H26V164H24L25 163V159H23V158H25ZM140 154L143 155L142 153H140ZM202 154H203V152H202ZM172 155L173 154H171V156ZM106 156H107V154H106ZM123 156H126V155H123ZM191 156H190V158H191ZM174 157L175 156L170 157V158L174 159ZM202 157L203 158H201V159L204 160V156H202ZM190 158H188V159H190ZM211 160L209 159L210 163H212ZM127 161H125V163ZM167 161L165 160V163ZM199 161H198V163H200ZM209 161H208V163H209ZM217 161L214 162V163H212V164L209 163L210 166H208L209 164H206L208 167H205V169L210 167L213 170L215 168V170H217V173L215 175L218 176V174L221 173V172L219 173L218 171L223 170L222 166H224V165L220 166V164H218ZM205 162H206V160H205ZM97 163L100 164L99 162H97ZM174 163L175 162L173 160V166L176 169V171L173 169V171L176 172L175 174L172 173L173 175L170 174L169 172H166L165 170L164 171L161 170L162 167L161 168L158 167L160 170H157L156 172H158V173L161 172V173H159L160 174L159 176H160V178L162 180H160L159 178L157 179L156 176L154 177L152 175H151V178H150L149 175L151 173H149V175H148L149 178H147V176H144L142 172H141L142 173L141 175H143V176H141L140 175V172H138L139 175H140V176L138 175V177L140 178L141 183L145 184L144 185L145 187H147L146 184L151 183V182L157 181V183H162V182H164L166 180H169L167 182H170V180H171L172 183L171 182L170 183L172 185L170 183L169 184H170V187L172 186L171 191L173 189V191L171 193V200H172L171 202L172 203L173 202H177L178 196L181 195V193H180L181 192V188H182V190L184 189V187H182V185H186L187 188H188V186H192L191 185L192 183L189 182L190 179L188 180L187 177L181 173L180 168L177 165H175ZM197 164H196V166H197ZM101 165H103V164L101 163ZM101 165H99V166L101 167ZM252 165H250V166H252ZM95 166H96V164H95ZM140 166H138L139 169L140 168L142 169V165H140ZM187 166H188V164H187ZM138 167H136V168H138ZM183 167H185V166H183ZM195 167H194V169H195ZM226 167H227V165H226ZM245 167H249V166H247V164H246ZM148 168H151V167L148 166L147 169ZM118 170L121 171L122 169L118 168ZM135 170H134V172H135ZM195 170H193V171H195ZM204 170H203V172H204ZM234 170H236V169H234ZM124 171L127 172L128 171L127 168H126V170L124 168ZM183 171H184V169H183ZM207 171L210 172V170H207ZM207 171L205 170L206 173H207ZM228 171H229V168H228ZM248 171H249V168H248ZM118 172L119 171H117V173ZM126 172H124V173H126ZM143 172H145V171H143ZM231 172H233L232 173V176H233V174H235V173H234V171H231ZM231 172H228L227 174H231ZM243 172H245V171L243 170ZM56 173H59V172H56ZM158 173H156V174H158ZM223 174H224V178H225V175H227V174H225L224 172H223ZM61 175H62V173H61ZM126 175H127V173H126ZM213 175H214V173H213ZM238 175H236L235 177H237ZM66 176H68V175H66ZM116 176H121V175H119V173H118V175H116ZM227 176H231V175H227ZM246 176H248V175H246ZM153 177L156 178L157 180H152ZM118 178H121V177H118ZM123 178H124V176H123ZM131 178H130V180H131ZM212 178H214V176ZM215 178H218V177H215ZM238 178H239V176H238ZM243 178H245V176H243ZM243 178H241V176H240V180L243 179ZM246 178L248 179V177H246ZM235 179H237V178H235ZM247 179H245V181L248 182ZM121 180H123V179H121ZM210 180H212V179L210 178ZM243 180H241V182ZM251 180H253V179H251ZM256 180H257V177H256V179L254 181H256ZM115 181H117V180H115ZM127 181H128V179H127ZM140 181H138L139 184H140ZM148 181H150V182H148ZM158 181H160V182H158ZM218 181H219V179H218ZM231 182L229 181L228 184L229 183L231 184ZM261 182L264 183V181H261ZM157 183H155V186H157ZM203 183H206V182H203ZM243 183H245V182L243 181ZM263 183H261V184L263 185ZM256 184H257V181H256ZM256 184H255V186H256ZM213 185H214V183H213ZM224 185H225V183H224ZM234 185H233V187H235ZM242 185L245 186V184H242ZM247 185L248 184H246V186ZM180 186H181V188H180ZM248 186L251 187V185H248ZM170 187L168 185L167 188H170ZM205 187H206V184H205ZM219 187H221V186H219ZM239 187H241V186H239ZM258 187H259V188H257L258 190L261 189L260 186H258ZM144 188H142V189L139 188L138 190H143ZM149 188H150V186H149ZM226 188H227V186H226ZM236 188L238 189V187H236ZM129 189L131 190V188H129ZM129 189L128 188H125V190H127L128 192H129ZM155 189H157V188H155ZM155 189H153V190H155ZM159 189H158V192H160ZM198 189H201V188L198 187ZM207 189L210 191L209 188H207ZM218 189L221 190L220 188H218ZM250 189L252 190V188H250ZM39 190H41V189H39ZM135 190L137 191V188ZM145 190L150 192L151 189L150 190L149 189L147 190V188H145ZM153 190H152V192H154ZM244 190L247 191L248 189L247 190L244 189ZM184 191L186 193L187 190H184ZM192 191H193V193H196L197 192L195 194V196H197L199 194L198 192H200L201 190H199V191L197 190L196 192H194V190H192ZM236 191H238V190H236ZM189 192H191V191L189 190ZM189 192L187 194H189ZM216 192L214 193V194H217L215 196V198H213V199L211 198V199H212V201L214 199H216L215 200V203H216L215 204V207L217 205L218 208L217 207L216 208L218 210H220V211L223 212L222 213L223 216L226 215V214L224 215V211L225 210H236V211L238 210L239 216H252L251 218H253V216L254 217L256 216V215L253 214V212L254 213L256 212V211H253V210H255L252 207L253 204L251 205V208L253 209L252 210L249 207V204H248V206H246L247 204L245 205V203L244 204L242 202L240 203L239 200L237 201V199L234 200L235 202L232 201L233 198L230 197V195L228 197L229 198H232L231 200H228L229 198H226L227 196L225 197L226 198L225 199L223 197L224 194L222 195V193H224V191L223 192L221 191V193H220L222 196H220L219 193H216ZM238 192H240V191H238ZM245 193L247 194L249 192H245ZM251 193H250V195H251ZM255 193H257V192L255 191ZM255 193L254 194L252 193V195H256ZM262 193H263V191H262ZM172 194L174 195L173 198H172ZM243 194H244V192H243ZM156 195L158 196L159 194H154L153 195V193H152V196L151 197H153V199H155L157 197ZM202 195H201V197L206 198L205 196H202ZM204 195H205V193H204ZM83 196H86V195H83ZM163 196H164V194H163ZM184 196H186V195H184ZM188 196L189 197H185V198H183V196H182L181 197L182 199L178 201V202H181V204L180 203L179 204L182 205L183 204L182 201L183 202L184 201H187V203H190L192 201V198H191L192 196H190V195H188ZM240 196H242V195H240ZM245 197H247V196H245ZM245 197H244V199H245ZM236 198H238V197H236ZM255 198H253V199H255ZM259 198H260V196H259ZM259 198H256V199H259ZM147 199L148 198H146L145 201H148L149 200V199L148 200ZM153 199H151V202L152 201L154 202ZM251 200L249 199V202ZM132 201H134V199ZM163 201H164V198H163ZM197 201L198 200L196 199V203H197ZM246 201L248 202V200H246ZM263 201H264V198H263ZM21 202H23V203L20 204ZM151 202H150V205H152ZM89 203H90V201H89ZM165 204H167V203H165V201H164V205ZM197 204H199V203H197ZM204 204H205V201H204ZM250 204H251V202H250ZM254 204H256V203H254ZM146 205H148V204H146ZM180 205L179 206H176L175 205V207H174L175 210H176V207L178 208V207H180ZM203 206H205V205H203ZM165 207H167V205H165ZM181 207H182L181 209H183L184 206H181ZM196 207H197V205L195 206V204H194V210H195ZM209 207L210 206L208 205V208ZM215 207L214 208L211 207V208H213L214 212H215ZM258 207L259 208L260 207L262 208V206H258ZM169 208L171 209L170 206H169ZM185 208H184V210H185ZM147 209H151V208L148 207L145 210H147ZM152 209H154V208L152 207ZM171 211H174V210H171ZM220 211L217 212V210H216V212L218 214L220 213ZM258 211L259 210H257V212ZM14 212L16 214V217L15 216H12V214H14ZM234 212H232V214H234ZM257 212H256V214H257ZM170 213H172V212H170ZM170 213H169L168 217L170 216ZM208 213H209L208 215H210V212H208ZM261 213H263V212H261ZM173 214H174V212H173ZM232 214L230 213L228 215L229 216L230 215L233 216ZM180 215H183V214L181 213ZM219 215H221V213ZM219 215L217 217V219L219 220V222H217V223H220L221 224L220 219H219ZM228 215H226V216H228ZM158 216L159 215H157V217H156L157 219L159 218ZM211 216H213V215H211ZM223 216L220 217V218H224V219L227 218L226 216H225L226 218L223 217ZM168 217H167V219L171 218V217H169V218ZM185 217H186V215H185ZM185 217L183 218V220L186 219ZM192 217L193 218H191V215H190V219H191V222L190 223L191 224L199 222L200 217H198L197 214L195 215V212H194V214H192ZM234 217H236V216H233V219H234ZM160 218L162 219V217H160ZM212 218H214V217H212ZM133 219L135 220L134 217H133ZM260 219L258 218V214H257V217L254 218V219H252V221L254 220L255 223H253V222L252 223L253 224L258 223V224L264 226L263 218H262V221ZM249 220H251V219L249 218ZM167 221H169V220H167ZM172 221H173V218H172ZM187 221H189V219L185 220L186 223H187ZM201 221L204 222L203 220H201ZM216 221L215 222H208L207 221V224L208 223H216ZM242 221L243 220H241V223H242ZM165 222L163 220V223H165ZM227 222H229V221H227ZM137 223H139V222H137ZM137 223H135V224H137ZM252 223H250V224L252 225ZM166 224H169V223H166ZM176 224H175V226H176ZM202 225H203V223H202ZM209 225H211V224H209ZM215 225L217 226V224H215ZM222 225H224V224L222 223ZM242 225H243V223H242ZM165 226H164V229H165ZM186 226L187 225L185 224V227ZM205 226H206V224H205ZM219 226H217V228ZM228 226H230V225H228ZM244 226H245V224H244ZM177 227H178V225H177ZM4 228H6V227H4ZM7 228H9V227H7ZM199 228H200V226H199ZM255 228H257V227H255ZM22 229H23V231L18 232V233L15 234L16 235V238L15 239L17 240V242L19 243V245H20V247L22 249L25 247V251L23 249V252L25 254L24 257H26L27 260H30V259H32V257L36 256L34 254V251H36V250H33V248H35V247H38V248L42 247L43 241L41 239H39V238H35L32 235V233H31L30 230H27L24 227H22ZM186 229L189 230V231H191L188 227ZM212 229H214V228L212 227ZM231 229H233V228L231 227ZM238 229H239V227H238ZM240 229H242V228H240ZM140 230H141V227H140ZM178 230H176L177 233H178ZM251 230H252V227H251ZM157 231H159V230H157ZM176 232L175 233L173 232V233L174 234H177ZM237 232H238V234L240 233L239 231H237ZM249 232H250V230H249ZM251 232H253V231H251ZM261 232L262 231H260V233ZM165 233H166V231H165ZM253 233H251V234H253ZM217 234H219V233H217ZM240 234H242V233H240ZM178 235L179 234H177V236ZM201 235H203V234H201ZM230 235H232V234H230ZM248 235H250V234H248ZM257 235H259V234H257ZM191 237L192 236H190V238ZM238 238L240 239V237H238ZM245 238H242V239L245 240ZM166 239H168V238H166ZM185 239L186 238L182 239V241H181V245L182 246L184 244L182 242H184L183 240H185ZM188 239H189V236H188ZM219 239H220V237H219ZM248 239H246V241H250V237H248ZM254 239H256V238H254ZM260 239L261 238L259 237L258 240H260ZM177 240H176V242H177ZM3 241H2V244L0 243L1 245H3ZM173 242L175 244V240L174 241L172 240V243ZM194 244H192V246ZM229 245L230 244H228V245L226 244V246H229ZM190 246H191V244H190ZM226 246H225V248H227ZM233 246L234 245L230 246V249H231V247L233 248ZM210 251H212V250H210ZM128 252H129V250H128ZM36 253H37V251H36ZM190 253H193V252H190ZM226 253H228V252H226ZM226 253H225V255H226ZM180 254H181V252H180ZM174 256H175V254H174ZM189 256H191V254ZM219 256L217 257V260H218ZM225 257L226 256H224V259H225ZM188 258H190V257H188ZM196 260H198V258H196ZM196 260L194 258V261H196ZM201 260H199V261L201 262ZM181 261H183V260H181ZM192 261H193V259H192ZM199 261H197V263ZM194 264H195V262H194Z\"/></svg>",
  "mask_w": 264,
  "mask_h": 264
}]
</instances>
